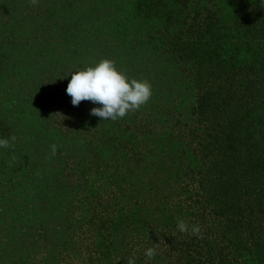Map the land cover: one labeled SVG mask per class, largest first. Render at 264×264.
Returning a JSON list of instances; mask_svg holds the SVG:
<instances>
[{
  "label": "trees",
  "instance_id": "1",
  "mask_svg": "<svg viewBox=\"0 0 264 264\" xmlns=\"http://www.w3.org/2000/svg\"><path fill=\"white\" fill-rule=\"evenodd\" d=\"M103 59L116 121L66 91ZM0 139V264H264V0H0Z\"/></svg>",
  "mask_w": 264,
  "mask_h": 264
},
{
  "label": "clouds",
  "instance_id": "2",
  "mask_svg": "<svg viewBox=\"0 0 264 264\" xmlns=\"http://www.w3.org/2000/svg\"><path fill=\"white\" fill-rule=\"evenodd\" d=\"M35 4L36 0H32ZM67 87V94L72 97L73 106H79L82 101H90L102 107H94L90 115L104 121L124 118L129 112L138 110L149 102L153 95L152 85L146 80L129 79L116 67L115 61L103 59L94 67L82 71H74ZM59 114V113H58ZM11 139H15L12 137ZM8 139H0V147H9ZM57 152V146L51 145V155ZM177 228L182 233L199 236V225H189L183 219L178 220ZM157 248L150 247L145 255L155 258ZM127 264H135L133 258H127Z\"/></svg>",
  "mask_w": 264,
  "mask_h": 264
}]
</instances>
